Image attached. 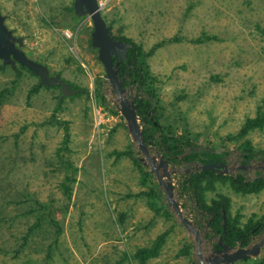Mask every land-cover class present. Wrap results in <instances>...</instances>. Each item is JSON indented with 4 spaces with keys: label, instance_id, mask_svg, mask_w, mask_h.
I'll return each mask as SVG.
<instances>
[{
    "label": "rangeland",
    "instance_id": "374dc122",
    "mask_svg": "<svg viewBox=\"0 0 264 264\" xmlns=\"http://www.w3.org/2000/svg\"><path fill=\"white\" fill-rule=\"evenodd\" d=\"M99 3L112 34L149 54L164 127L200 148L250 143L264 150V126L241 134L248 118L264 112V0ZM73 6L74 0H0V14L23 37L27 55L79 90L62 100L60 87L35 91L38 76L0 60V95L9 90L0 101V264H197L195 240L138 160L113 103L115 92L91 45L92 19L78 17ZM208 35L218 40L193 42ZM177 36L182 41L151 52ZM52 115L69 126L64 155L74 171L59 157L65 126L52 123ZM154 137L152 145L161 148L159 133ZM220 195L231 198L234 215L244 213L241 225L264 217V190L243 195L218 183L206 200ZM184 201L181 196L187 213ZM162 235L158 256L143 262L135 256ZM254 259H264V248Z\"/></svg>",
    "mask_w": 264,
    "mask_h": 264
},
{
    "label": "water",
    "instance_id": "95a60500",
    "mask_svg": "<svg viewBox=\"0 0 264 264\" xmlns=\"http://www.w3.org/2000/svg\"><path fill=\"white\" fill-rule=\"evenodd\" d=\"M74 12L78 17L89 15L93 22V31L91 34V45L98 50V57L105 67L107 78L111 84V89L115 92L116 98L113 103L117 111L124 117L130 136L137 146L138 160L147 168V172L155 179L159 193H161L167 206L176 215L178 220L189 231L195 240L197 264H235L251 257L252 259L260 257L264 248V230L255 242L242 247L239 244L235 247L225 242L220 235L213 234L205 240V234L210 230L206 228L203 231L200 226L194 222V217L190 212H185L181 206V195L173 177L180 173H199L205 170L215 171L220 174H231V168L225 162L214 161L189 163L185 168H177L168 159L166 149L148 144L143 134L142 117L138 114L136 98L139 88L135 85L123 86V78L118 74L119 63L127 60L130 43L116 38L112 35L103 13L99 0H74ZM24 39L15 35L14 31L6 24V16L0 14V60L3 65H10L13 69L17 66L26 67L30 72L39 77V82L47 87H60V100L65 97L77 94L78 89L72 87L61 73L53 74L49 67L27 55L22 49ZM137 91L133 93V91ZM141 96H144L140 90ZM155 105L154 102H152ZM155 125L158 120L155 116ZM202 149H206L202 147ZM221 150L211 152L218 154ZM264 165V160L261 161ZM251 165L245 166V170H253ZM260 172L255 174V178L264 177L262 167L257 169ZM253 180V179H252ZM197 206V204H196ZM191 217V218H190ZM225 222V214L223 215ZM226 228L224 225V231ZM218 236L216 240L215 237ZM205 244L209 245L206 248Z\"/></svg>",
    "mask_w": 264,
    "mask_h": 264
},
{
    "label": "trees",
    "instance_id": "16d2710c",
    "mask_svg": "<svg viewBox=\"0 0 264 264\" xmlns=\"http://www.w3.org/2000/svg\"><path fill=\"white\" fill-rule=\"evenodd\" d=\"M110 28L111 31L115 30V28L112 26H110ZM116 38H119L124 42L131 44V47L128 51L127 60H122L119 63L118 74L121 78H123V86L132 84L139 88V94L136 98V105L138 114L142 117V121H144L145 123L143 128V134L146 139V142L148 144H155L154 135H156V133H159L162 148L166 149L168 156L170 153H174L177 150L181 149L183 144L188 145L192 143L187 135L178 134L172 129L164 127L160 122V116L158 111L160 100L157 94L155 93V88L153 87V84L150 82L152 80V77L147 61L149 54L145 52L142 45L138 44L131 38L124 36ZM209 40H218V37L208 35L204 39H196L193 42L202 43ZM180 41H182V38L178 36L163 40L156 44L152 48L151 52L153 53L154 50L163 46L166 43ZM21 68L27 69L26 67L22 66ZM17 71H19V68L17 69ZM43 86L44 85L39 82L38 85L34 88V90L38 91ZM72 87L75 88L74 85H72ZM140 90L143 92L144 96H141ZM7 91L9 90L1 92L0 101L7 94ZM152 102H154L155 105H153ZM155 116L158 120L157 125H155L154 123ZM50 121L52 123H57L59 125L65 126V138L63 141V145L59 150V157L61 158V160H63L62 164L68 169V171H74L75 168L69 161H67L64 155V150L67 149V143L70 141L69 126L66 121L60 120L56 117V115H52ZM263 126L264 112H261L256 117L248 118L246 120L241 134H246L251 129L262 128ZM240 148L244 152H249L248 156L255 153L264 154V150L254 149V147L250 143H245L241 145ZM136 163L138 164L137 161ZM145 175L150 176L148 173H145ZM185 178L186 183H188L189 185L185 189H188L192 192V195L194 196L197 203V207L199 209L210 213V228L212 229L214 234L220 235L225 242L234 247L238 244L242 247H246L252 242L254 235L256 236V234L261 233L264 227V222L262 221V218L258 220H254L253 218H251L245 225H241L240 220L243 215L240 213H236L235 215L232 214L230 209V197L226 195H220L219 198L212 199L211 202H208L206 200V194L207 192H214L217 189L218 183H228L230 188L234 192L243 195L257 194L264 190V177L254 178L253 180H251L245 178L241 174L234 177L230 175L228 176L219 174L211 170H205L199 173L186 174ZM68 180L70 182H73L75 180V176L72 174L68 175ZM65 186L67 191L69 192V186ZM224 214L226 216L225 222H223ZM224 225L226 228V233H223ZM164 242L165 235H162L150 248L140 249L135 256L139 258L142 262L152 257H156L159 255L160 249L163 246ZM241 262H245L247 264H264V259H252L251 257H248L247 259L242 260Z\"/></svg>",
    "mask_w": 264,
    "mask_h": 264
},
{
    "label": "flooded vegetation",
    "instance_id": "af4514ba",
    "mask_svg": "<svg viewBox=\"0 0 264 264\" xmlns=\"http://www.w3.org/2000/svg\"><path fill=\"white\" fill-rule=\"evenodd\" d=\"M192 142V141H191ZM162 145V144H161ZM225 148V149H224ZM221 150L220 153L211 154V152L216 150ZM249 152H244L240 147L235 149H227L226 146H220V147H207L206 149H202L200 147H197L195 143L190 144H183L181 149L177 150L174 153H170L168 156V159L172 164H174L175 167H186L189 163L191 165L194 164V162H204L207 163L209 161H214L218 159V162H225L229 165L231 168V174L230 176H237L239 174L243 175L247 179H254L255 175H251L249 172L250 170H245V166L251 165L254 167V170L260 169L262 167L264 172V165L260 162L264 160V154L255 153L250 156ZM260 171L257 170L256 173H259ZM184 174H176L173 179L175 180L176 184L178 185V189L180 191V195L184 197V204L188 207V212L192 215L191 217H194V220L196 223L201 227L202 230L206 228H210L209 226V215L210 213L203 211L199 209L196 206V200L194 196L192 195V192L189 191L187 188L189 185L186 183V178ZM220 174V173H219ZM190 217V218H191ZM262 221L264 222V217H262ZM264 230V227L260 234L254 235L252 242H255L258 237L262 234ZM210 233V234H209ZM209 235H213V231L210 228Z\"/></svg>",
    "mask_w": 264,
    "mask_h": 264
},
{
    "label": "crops",
    "instance_id": "0c3cea01",
    "mask_svg": "<svg viewBox=\"0 0 264 264\" xmlns=\"http://www.w3.org/2000/svg\"><path fill=\"white\" fill-rule=\"evenodd\" d=\"M246 195H249V194H246ZM232 212V211H231ZM243 213V212H242ZM233 214V213H232ZM234 215V214H233ZM243 215H244V213H243Z\"/></svg>",
    "mask_w": 264,
    "mask_h": 264
}]
</instances>
